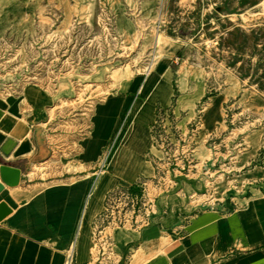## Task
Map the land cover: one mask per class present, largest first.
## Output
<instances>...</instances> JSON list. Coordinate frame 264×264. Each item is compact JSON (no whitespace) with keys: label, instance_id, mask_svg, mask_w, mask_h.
Wrapping results in <instances>:
<instances>
[{"label":"rangeland","instance_id":"obj_1","mask_svg":"<svg viewBox=\"0 0 264 264\" xmlns=\"http://www.w3.org/2000/svg\"><path fill=\"white\" fill-rule=\"evenodd\" d=\"M156 33L166 46L149 83ZM166 78L162 108L173 110L177 130L186 132L202 111L191 143L199 162L188 174L203 178L209 202L239 191L251 163L264 167V0H0V134L9 119L29 133L43 128L44 111L51 129L52 157L32 165L31 178L77 170L69 164L104 97L117 95L126 104L119 131L143 95V81L147 89ZM107 112L96 110L93 136L110 126ZM90 247L96 260L99 246ZM115 250L103 246L105 256ZM141 260L139 252L132 264Z\"/></svg>","mask_w":264,"mask_h":264},{"label":"crops","instance_id":"obj_2","mask_svg":"<svg viewBox=\"0 0 264 264\" xmlns=\"http://www.w3.org/2000/svg\"><path fill=\"white\" fill-rule=\"evenodd\" d=\"M164 80L169 81L155 79L147 89L141 84L143 95L138 94L139 103L119 131L126 104L113 94L96 103L90 131L69 164L77 170L65 175L30 177L31 166L46 163L53 153L46 111L38 122L44 127L30 133L10 119L2 123L0 165L19 169L20 175L13 187L0 179V205L6 210L0 219V264H65L70 246L73 264H132L139 252L140 264H264V167L252 163L242 174L241 189L213 202L207 200L199 174H179L176 190L157 199L152 224L138 231L118 228L108 246L116 249L114 253L105 256L99 249L96 260L90 253L93 222L105 193L153 173L150 125L157 107L169 98ZM97 109H107L111 123L93 136L91 119ZM26 137L27 143L19 142ZM15 142L19 143L13 148ZM109 145L106 168L95 181Z\"/></svg>","mask_w":264,"mask_h":264},{"label":"built area","instance_id":"obj_3","mask_svg":"<svg viewBox=\"0 0 264 264\" xmlns=\"http://www.w3.org/2000/svg\"><path fill=\"white\" fill-rule=\"evenodd\" d=\"M197 117L193 124L181 132L177 130L176 122H173V110H164L158 107L150 125V136L152 140V153L150 159L153 161V173L148 177H141L129 186H116L105 193L102 209L93 222L92 239L103 250L104 245L110 244V236L104 235V231L111 228H129L140 230L152 224L155 217V205L160 196L168 195L176 190V174H188L198 165L199 160L193 156L197 143L191 145L200 131V116L202 112L197 109ZM180 131V132H178ZM179 148L178 157L171 160L170 148ZM184 143H186L184 145ZM191 147V148H189ZM185 148V149H184ZM111 146L105 148L99 166L95 170V181L102 176L107 156ZM160 153L161 157H157ZM173 157V155H172ZM189 157L192 159L189 160ZM172 161V162H171ZM164 169V170H160ZM133 188L135 190H133ZM71 256L65 264H71Z\"/></svg>","mask_w":264,"mask_h":264},{"label":"bare ground","instance_id":"obj_4","mask_svg":"<svg viewBox=\"0 0 264 264\" xmlns=\"http://www.w3.org/2000/svg\"><path fill=\"white\" fill-rule=\"evenodd\" d=\"M158 32V31H157ZM166 46V42L164 41L163 37L160 36L158 33L155 34L154 36V49H153V54H152V57L150 59V62L149 64H147L148 66L146 67V70H147V74L150 75V73L152 72H155V65H156V59L159 57V54L161 52V50ZM184 74H185V70L182 69L181 72H180V78H183L184 77ZM160 76V75H159ZM194 77L193 74H191V77ZM168 77V76H167ZM155 78V74H151L150 77L148 78V82L152 83L153 82V79ZM164 83L165 80L163 81ZM169 83V81L167 82ZM168 85V84H167ZM128 124V123H127ZM109 155V154H108ZM107 159H108V156H107ZM70 251H71V246L68 250V256L70 257Z\"/></svg>","mask_w":264,"mask_h":264},{"label":"water","instance_id":"obj_5","mask_svg":"<svg viewBox=\"0 0 264 264\" xmlns=\"http://www.w3.org/2000/svg\"><path fill=\"white\" fill-rule=\"evenodd\" d=\"M19 169L7 166V165H0V179L1 181L9 186L13 187L16 186L19 182ZM2 190V185L0 184V191ZM6 213L3 205H0V219Z\"/></svg>","mask_w":264,"mask_h":264}]
</instances>
